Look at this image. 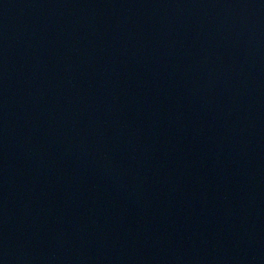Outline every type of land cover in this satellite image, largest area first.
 Masks as SVG:
<instances>
[{
    "label": "water",
    "instance_id": "1",
    "mask_svg": "<svg viewBox=\"0 0 264 264\" xmlns=\"http://www.w3.org/2000/svg\"><path fill=\"white\" fill-rule=\"evenodd\" d=\"M0 264H264V0H0Z\"/></svg>",
    "mask_w": 264,
    "mask_h": 264
}]
</instances>
